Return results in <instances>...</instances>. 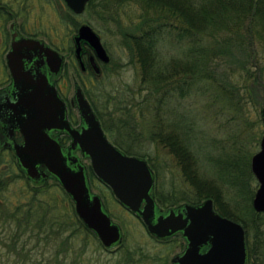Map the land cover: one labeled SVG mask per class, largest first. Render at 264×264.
Here are the masks:
<instances>
[{"label":"rangeland","instance_id":"rangeland-1","mask_svg":"<svg viewBox=\"0 0 264 264\" xmlns=\"http://www.w3.org/2000/svg\"><path fill=\"white\" fill-rule=\"evenodd\" d=\"M51 1L53 3H49ZM98 1L100 3L101 0H97V3ZM47 3L49 5H46ZM59 3V0H40V4L44 6L40 9V13L44 22H47L46 25L41 24L43 30L49 31L47 27L54 25L58 32L61 31L62 24L58 16L62 10ZM122 8L123 14L120 16L119 23L109 18H106V21L99 20L100 18H97L92 9L77 18L80 22L88 23L94 28L110 55L109 72L103 80V86L105 95H112L114 101L112 100V106L107 105L105 99L101 101L99 99L98 103L108 138L128 147L131 151L148 150L149 153L146 155L159 169L158 187L165 193L176 192L178 196L180 192L191 188L184 181L183 172L169 148L155 139L159 133L162 136L172 131L182 134L185 124L192 136L191 146L201 176L222 185L217 175L223 171L224 159L232 156V144L238 148L235 151L236 157L240 153L243 157L249 158V163L252 155L260 148V140L264 133V45L255 42L249 52L252 58H256L261 70L259 75L257 73L242 77L244 73L239 66L244 65L250 55L247 57L249 53H246L244 49H232V54L217 55L216 58L208 61L206 68L209 79L200 80L197 75H194L195 81L190 79V82L188 80L186 84H183L185 95L165 102L162 107L159 102V109L155 107V100L148 105L149 101L138 105V100L145 93L141 91L137 94L138 97L135 95L134 98H129L131 94L124 90L138 86L139 69L137 64L130 60L123 43L126 16L135 19L138 9L132 3ZM205 35L203 42L210 46L214 38ZM163 51L164 63L174 59L172 61L180 63L178 68L188 64L182 61V59H188L183 55L188 51L182 45L167 44ZM180 71L183 73L184 69L181 68ZM71 74L73 80V72ZM231 82L235 83L236 87ZM70 84L65 91L67 98L74 95L72 82ZM122 98L124 100L121 102ZM137 107L142 108V114H140L143 119L137 121L139 125L136 123L135 135L137 137L140 134L141 137H137L135 141L128 135L135 136L129 126L133 121L130 116L135 113ZM110 108L115 111L113 115L106 114L111 110ZM72 116L77 118L76 111L72 112ZM156 130L158 133L151 136ZM133 142L135 143L130 146ZM79 157L90 168L89 180L92 191L101 197L112 221L119 225L121 240L116 245L105 248L93 236L77 234L74 242L65 238L69 234L65 232L57 240H48L42 233L30 229V226L23 225L17 228L14 223L6 220L7 214L5 215L4 212L12 211L14 204L23 200L28 187L42 182H32L25 176L29 179L27 183L26 179L13 177L0 195L2 198L0 207L3 209V212L0 211V264H173L172 258L181 254L185 246L181 236L176 234L165 242L149 235L142 221L132 211L123 207L116 200L111 189L94 175L90 161L83 159L80 155ZM15 165L17 166L16 162ZM12 170L17 172L16 168ZM253 177L254 180L249 187H253L254 196L259 183L254 175ZM48 182L56 183V180L50 178ZM25 184L28 187H25ZM224 197L223 200L226 201L228 197ZM184 202L186 201L178 200V204ZM232 202L234 201L231 200V207H233Z\"/></svg>","mask_w":264,"mask_h":264},{"label":"trees","instance_id":"trees-1","mask_svg":"<svg viewBox=\"0 0 264 264\" xmlns=\"http://www.w3.org/2000/svg\"><path fill=\"white\" fill-rule=\"evenodd\" d=\"M96 3L97 0H90L88 10L92 9L99 20L106 21V18H109L117 23L123 14V6L131 3L137 6L138 14L135 19L126 16L123 43L130 60L138 66L139 82L134 89L124 90L131 94L129 98H134L135 95L138 97L137 94L144 92L140 99H147L146 101H149L147 105L155 100L156 108L159 102L162 107L165 102L185 95L183 84L188 80L190 82V79L195 81L194 75L200 80L209 79L206 66L208 61L217 55L230 54L232 49H244L249 53L255 42L264 45V0H101L100 3L99 1ZM204 34L214 38L210 46L203 42ZM171 43H178L188 51L187 54H183L190 59H182L188 63L181 66L184 69L183 73L180 71L181 68H178L180 64L178 61L172 59L163 62V49H166L167 44L171 46ZM247 57H249L247 62L239 66L244 73L242 77L261 74L256 58H252L251 53L247 54ZM188 70L190 72H186ZM231 72L234 73L233 70ZM103 80L104 78L96 80L95 87H89L88 92L90 101L106 129L98 103L99 99L100 101L105 99L107 105L112 106L114 97L105 95ZM231 83L236 87L235 83ZM110 109L107 115L115 113L112 108ZM141 110L139 107L133 115H141ZM156 131L151 135L158 133L159 130ZM189 133L188 127L184 124L182 134L172 131L162 136L159 133L155 139L169 148L183 172L184 181L191 188L180 192L178 196L176 192L165 193L158 187L159 169L150 161L148 155H139L147 160L154 173V198L164 208L177 204L178 200L196 205L211 198L217 212L240 222L244 227L246 264H264V212H256L252 207L253 187L250 188L249 184L254 177L249 158L243 157L240 153L236 157L235 151L238 148L232 144V156L224 159L223 171L217 175L222 182V185H218L212 179L207 180L201 176L191 146L192 136ZM14 166V155H0V195L13 177L26 179L29 183V179L20 170L17 172L12 170ZM55 180L56 183L44 180L41 184L31 187L25 184L28 188L23 200L14 204L12 211L4 212L7 214L6 220L14 223L17 228L23 225L30 226V229L42 233L48 240H57L65 232H69L65 236L67 240L75 242L77 234H84L87 237H95L101 244L95 233L78 217L71 197L58 184V179ZM224 196L228 197L226 201L223 200ZM231 200L234 201L233 207ZM0 202L2 203L1 197ZM0 211L3 212L1 207Z\"/></svg>","mask_w":264,"mask_h":264},{"label":"water","instance_id":"water-1","mask_svg":"<svg viewBox=\"0 0 264 264\" xmlns=\"http://www.w3.org/2000/svg\"><path fill=\"white\" fill-rule=\"evenodd\" d=\"M87 1L65 0L76 13L83 11ZM78 33L76 41L85 39L101 60L109 61L100 37L89 25H82ZM48 50L51 58L57 56L55 51ZM95 70L98 71L96 66ZM75 99L85 122L81 130L72 128L65 119L64 102L54 87L48 85L46 79L39 81L38 94L33 106L29 107V116L20 122L24 143L15 146L19 164L31 179L54 175L71 197L78 217L96 234L101 244L110 248L120 241V227L104 209L101 197L90 193L83 166L78 164L72 168L59 143L44 130L52 127L66 129L72 136V144L78 145L82 154L89 158L97 178L111 189L124 207L140 216L149 234L164 239L177 231L182 232L187 246L183 253L172 258L173 264H246L244 227L217 212L211 198L198 205L184 204V213L170 209L166 214L156 215L155 199L151 195L154 175L146 159L127 155L111 143L79 87ZM37 109L39 118H36ZM70 161H77V156L70 157ZM39 164L44 165L47 172L39 170ZM250 169L259 183L252 207L256 212H264V133L259 150L251 157ZM203 247L207 249L201 251Z\"/></svg>","mask_w":264,"mask_h":264},{"label":"flooded vegetation","instance_id":"flooded-vegetation-1","mask_svg":"<svg viewBox=\"0 0 264 264\" xmlns=\"http://www.w3.org/2000/svg\"><path fill=\"white\" fill-rule=\"evenodd\" d=\"M59 1L62 10L58 16L59 22L62 24L60 32H58L54 25L47 27L49 31L41 28V24L46 25L47 22H44V18L40 13V9L44 8L40 4V0H0V155H14V160L17 164V166L15 165L16 170H20L24 176L35 183H40L50 178L55 180L56 177L48 174L46 178L31 179L26 174L25 169L19 164L15 146L24 143V134L21 131L20 122L29 116V107L33 106L34 98L38 94L39 81L42 79H46L48 85L54 87L57 91L58 96L65 105V119L72 128L77 130H81L85 126L75 99V92L77 87H79L91 105L108 138L106 129L90 101L88 89L89 87H95L96 80H102L106 76L105 72H109L110 55L102 41L101 43L109 56L108 62L101 60L94 48L85 39L76 41V37L79 35V28L82 25H89L88 23L80 22L77 18L88 11L87 6L90 0L86 2L83 11L80 13L74 12L65 0ZM46 5L49 4L47 3ZM89 26L98 35L94 28L91 25ZM48 49L55 51L57 56L54 55V58H51L47 52L49 51ZM95 66L98 68V71L95 70ZM71 72L74 75L73 80ZM71 82L74 88V95L67 98L65 91L68 90ZM123 100L121 99V102ZM146 100L140 99L138 103H144ZM48 104L49 111V101ZM37 110L36 118H39V109ZM73 111H76L77 118L72 116ZM131 118L133 121L129 127L135 135L137 133L135 130L137 127L136 123L139 125L137 121L143 118L142 115L138 114L131 115ZM44 130L49 137L59 143L62 153L67 157V162L72 168H75L78 164L83 166L90 193L94 194L95 192L92 191L89 180L90 168L85 165L79 155L86 160L88 157L82 154L78 145L72 144L73 139L69 132L66 129L53 127L45 128ZM141 133L143 132L141 131ZM128 136L135 141L137 137H141L140 134L137 137L136 135ZM109 140L127 155L139 156L149 153L148 150L131 151L128 147L126 148L118 142ZM134 143H130V146ZM163 145L167 147L165 144ZM72 156H77V161H70V157ZM38 169L47 172L46 167L42 164L38 165ZM58 184L60 185V183ZM186 203L188 202L177 203L164 208L155 200L156 215L160 213L166 214L170 209H173L175 212L184 213L183 205ZM134 215L141 219L137 214ZM176 234H179L185 242V246L181 252L183 253L187 246V240L181 231H177L165 239L158 240H168ZM206 249L207 247H203L201 251H205Z\"/></svg>","mask_w":264,"mask_h":264}]
</instances>
